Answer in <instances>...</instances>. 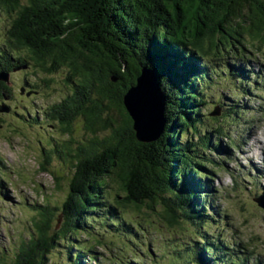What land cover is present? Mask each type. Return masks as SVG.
Returning a JSON list of instances; mask_svg holds the SVG:
<instances>
[{
  "label": "trees",
  "instance_id": "16d2710c",
  "mask_svg": "<svg viewBox=\"0 0 264 264\" xmlns=\"http://www.w3.org/2000/svg\"><path fill=\"white\" fill-rule=\"evenodd\" d=\"M1 10L11 22L0 42V71L35 65L51 75L67 68L74 94L53 104L49 115L65 133H73L81 116L92 135L76 149L67 143L56 149L74 168L69 194L61 206L34 205L32 234L11 264H46L60 241L69 246L68 264L105 257L103 264H144L152 254L146 234L153 221L162 229L190 223L203 230L190 245V264H244L229 242L211 239L206 230L220 212L207 210L213 201L204 193L202 178L213 170L194 156L201 148L212 151V134L198 132L215 72L209 59L264 52V0H0ZM143 68L155 75L166 100L164 131L152 141L137 137L124 104ZM228 70L229 79H247L243 66L227 64ZM24 81V95L40 94V86ZM43 81L49 86L52 80ZM10 83L0 80V105L8 112ZM192 130L196 141L188 137ZM99 131L108 132L100 138ZM147 217L153 218L148 230Z\"/></svg>",
  "mask_w": 264,
  "mask_h": 264
},
{
  "label": "rangeland",
  "instance_id": "374dc122",
  "mask_svg": "<svg viewBox=\"0 0 264 264\" xmlns=\"http://www.w3.org/2000/svg\"><path fill=\"white\" fill-rule=\"evenodd\" d=\"M10 22L11 16L1 10L0 42L4 41ZM263 53L251 55L246 51L236 57L224 54L209 59V67L215 72L212 83L206 86L207 103L201 111L205 122L198 132L203 137L212 134V151L201 148L199 157L194 156L197 162L213 170L208 179L202 178L205 187L213 185L210 190H204L213 201L207 210L221 212L206 230L211 239L221 237L229 242L234 252L247 258L246 264H264V208L254 201L264 191ZM227 64L234 68L243 66L247 79H229V70L224 72ZM67 72V68H61L51 75L45 74L34 65L11 73L13 96L4 100L11 111L0 115V264H11L22 241L31 236V223L37 215L34 205L61 206L69 194L74 168L56 149L63 143L76 149L92 137L81 116L73 123V133H65L59 122L49 115L53 104L74 94L73 86L65 82ZM25 78L30 84L41 87L39 95L27 97L20 93ZM43 79L52 81L47 86ZM216 110L219 114L213 115ZM225 111L228 116H223ZM215 116L220 118L216 120ZM107 132L99 131L98 136L102 138ZM193 133L194 130L189 131L188 137H195ZM70 140L74 141L68 144ZM193 140L196 141V137ZM42 164H45L44 169ZM110 187L114 193L115 185L111 183ZM134 214L133 209L127 212L128 217ZM148 219L153 218L147 217L144 221L147 230ZM150 224L146 237L153 242L152 254L148 257L146 253L144 264L191 263L188 252L191 246L195 247L194 240L203 230L197 231L190 223L173 229H162L156 221ZM77 239L85 240L84 236ZM59 243L49 252L46 264H68L69 246L66 241ZM145 246L148 247L147 240ZM179 249H184L186 255L175 253ZM99 251L107 255L106 249ZM106 260L107 257L90 264H103Z\"/></svg>",
  "mask_w": 264,
  "mask_h": 264
},
{
  "label": "water",
  "instance_id": "95a60500",
  "mask_svg": "<svg viewBox=\"0 0 264 264\" xmlns=\"http://www.w3.org/2000/svg\"><path fill=\"white\" fill-rule=\"evenodd\" d=\"M24 65L20 68H26ZM0 80L10 83V72L0 71ZM25 88H21L24 93ZM31 92L28 93L30 95ZM124 104L134 121V129L140 140L152 141L157 139L164 131L166 120L165 96L162 94L155 75L147 68L142 69V74L137 79V84L133 85L124 97ZM9 108L2 104L0 112H8ZM219 110L212 114H219ZM257 204L264 208V192L255 197Z\"/></svg>",
  "mask_w": 264,
  "mask_h": 264
},
{
  "label": "flooded vegetation",
  "instance_id": "af4514ba",
  "mask_svg": "<svg viewBox=\"0 0 264 264\" xmlns=\"http://www.w3.org/2000/svg\"><path fill=\"white\" fill-rule=\"evenodd\" d=\"M24 80H25V79L22 80V84H23L22 86L25 85V83H24L25 81H24ZM66 80H67V78H66V76H65V82H66ZM40 93H41V92H40ZM38 95H39V94H38ZM25 96H26V95H25ZM29 96H30V95H27V97H29Z\"/></svg>",
  "mask_w": 264,
  "mask_h": 264
},
{
  "label": "bare ground",
  "instance_id": "6f19581e",
  "mask_svg": "<svg viewBox=\"0 0 264 264\" xmlns=\"http://www.w3.org/2000/svg\"><path fill=\"white\" fill-rule=\"evenodd\" d=\"M260 76V75H259Z\"/></svg>",
  "mask_w": 264,
  "mask_h": 264
}]
</instances>
